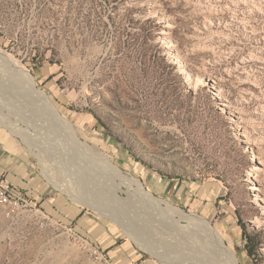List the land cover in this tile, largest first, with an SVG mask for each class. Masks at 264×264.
Here are the masks:
<instances>
[{
    "label": "rangeland",
    "instance_id": "obj_1",
    "mask_svg": "<svg viewBox=\"0 0 264 264\" xmlns=\"http://www.w3.org/2000/svg\"><path fill=\"white\" fill-rule=\"evenodd\" d=\"M0 24V49L71 123L0 56V164L28 200L0 205V264H204L208 243L150 231L122 175L264 264V0H0ZM40 155L138 230L75 201Z\"/></svg>",
    "mask_w": 264,
    "mask_h": 264
},
{
    "label": "bare ground",
    "instance_id": "obj_2",
    "mask_svg": "<svg viewBox=\"0 0 264 264\" xmlns=\"http://www.w3.org/2000/svg\"><path fill=\"white\" fill-rule=\"evenodd\" d=\"M0 56L4 60H6L7 63H11V65L19 73L20 77H22L23 80H25L26 82L29 83L31 90L39 97V99H41L42 101H44L45 105L47 106V110L49 111V113L51 114V116L53 118H55L58 122L62 123L63 125L65 124L67 126L68 125L71 126V123L57 110V108L52 103V101L50 100V98L48 97V95L43 90H40V89H37L36 88L35 81H34V77L32 76L31 72L28 69H26L24 66H22V65H20V64H18L16 62H14V60L9 55H7L5 52H3L1 49H0ZM0 121L2 122L3 120H1V118H0ZM12 123L14 125V122H12ZM8 124H11V122L9 121ZM16 127H17V124H16ZM16 127H14L11 131L20 134L24 138V140L26 141V143H28V144H30V143L31 144H35L40 149L43 150L42 145H41V142L38 141V140H36V137H35V135L32 132H30L28 129L26 131H23L22 132L21 130H18L17 129L19 126L17 128ZM40 157L45 162V165L43 166V168H44L43 169V173L45 174V176H47L49 178V180L52 181L56 186L60 187L64 192H66L68 195H70L75 201H77L79 203L89 204L90 206H93V207L95 206L96 209H99V208H103V210H106L107 209L106 212H109V211L112 212V210H110L109 208H107L110 205L107 206L106 209H104V207L106 205V202H105L106 200L105 201L103 200L105 198V196H106L105 194H104V198L103 199H98L96 197V194L93 192V188H84L83 187V183H84L83 181L84 180H83V177H81V174L79 173V169L77 170V168H76V169H74V171H72V174L74 176H72L73 178H69V180L67 182V181L62 180L63 177H64V175L62 173H59L58 171H56L55 169H53L54 166H51V164H48V160H47V157L46 156L43 158L40 155ZM111 169L112 170H116L121 175V171L118 169V167L116 165L111 164ZM70 176H71V174H70ZM83 176L85 177L86 175L83 174ZM121 177H122L121 178L122 179V182L124 184H126L128 186V188L129 187L130 188H133L134 191H140V192H143L144 191L148 195L149 199H147V202L145 203L146 205L144 204L146 210H144L145 211L144 212V215H143V213L141 215L144 218L147 219L146 223L149 225L150 231H153L154 233H157V231H159V228L160 229H163V230H165L167 232L168 235L170 234V236L173 237V240L172 241H175V243H178V242H176L174 235L172 236V234H174L175 231L178 232V233L179 232H182L180 234L183 237H185L186 240L187 239H190V240H187V241H189V243L190 242L193 243V244H194V242H197V243H208L210 245L211 249H212L210 255L209 254H206V252L204 250H202V249H201L202 250L201 252L198 251V254L199 253L201 254V256H199V257L201 259H203L204 264H240V262L238 261V257L236 255L234 249L231 246H229V245H227L225 243L224 238L220 235V233H218L216 231V229L212 225L211 221H209L208 219H206L204 217H201V216H199V215H197L195 213L194 214H187L182 209H178L176 207H172L169 204H167V206L165 208H163V206H162L163 201L161 199H159V198H155L151 192H149V191L146 192L144 190V187H143L142 183L139 180L130 178L129 176L128 177L127 176L124 177V175H122ZM87 179L88 178L86 177V181L85 182H88ZM85 184L87 185V183H85ZM104 190H106V189L104 188ZM144 192H143V194H145ZM113 199H115V198H113ZM102 201L105 202L104 207H103V204H102L103 202ZM143 203L140 204V205H143ZM148 203H150V204H148ZM117 210H118V208H117ZM140 211H142V210H140ZM118 212H120L121 215ZM146 212H148V214H146ZM122 214L123 213H122V211L120 209V211L118 210L117 212L116 211L112 212L111 213V216H113L114 217L113 219L114 220H117L124 227V229H126V231H130V230H132L134 232L137 231L138 229H133L132 225L130 224V219L129 218H126L125 215L123 214L124 217H125L124 218L122 216ZM171 215L172 216L178 215L180 218L177 219V221H172L171 220ZM137 216L140 217V214L137 215ZM184 219L192 227H188L187 226L186 229H183V227H185V225L182 226L181 224L180 225L178 224V222H180L181 220H184ZM140 220H142V219H140ZM198 224L200 225V227H202L205 230V234H204V232L202 233V230H201L200 227H198ZM193 226H194V228H193ZM197 227H198V230L199 231H196ZM188 228H190L189 229L190 232H189ZM147 231H149V230H147ZM163 233H165V232H163ZM132 235L135 236V234H132ZM143 237H144V235H143ZM143 237L141 235V237H140V240L141 241L144 240ZM183 237H182V240H183ZM176 239H177V237H176ZM185 239H184V241H185ZM168 240H169V238H168ZM170 243H173V245H174V242H170ZM189 243H187V245ZM193 244H191L190 248L192 247ZM200 245H202V244H200ZM168 246H170V245H168ZM204 246H205V244H204ZM175 247H177V246H175ZM185 247H187L186 244H185L184 248ZM201 247L204 248L203 246H201ZM179 248H177V249H179ZM153 249H154L155 253L158 250L157 249V246L153 247ZM170 249H173V248H170ZM160 252L161 253H158L159 255H161L162 253H164V252H162V250ZM187 255L188 254H186V256ZM162 256L165 257V258H167L166 261L168 259H171L172 258L170 255H168L166 257V255L163 254ZM210 257L211 258H214V259H212V261H211L210 260ZM189 260H191V259H189ZM172 261H170V262L172 263ZM207 261H209L210 263H205ZM194 262H195V260H194ZM174 263H176V262L174 261Z\"/></svg>",
    "mask_w": 264,
    "mask_h": 264
},
{
    "label": "built area",
    "instance_id": "obj_3",
    "mask_svg": "<svg viewBox=\"0 0 264 264\" xmlns=\"http://www.w3.org/2000/svg\"><path fill=\"white\" fill-rule=\"evenodd\" d=\"M1 27L0 24V29ZM0 205L12 208L28 205L26 193L5 173L0 174Z\"/></svg>",
    "mask_w": 264,
    "mask_h": 264
},
{
    "label": "crops",
    "instance_id": "obj_4",
    "mask_svg": "<svg viewBox=\"0 0 264 264\" xmlns=\"http://www.w3.org/2000/svg\"><path fill=\"white\" fill-rule=\"evenodd\" d=\"M5 169V165L4 164H0V173L4 172Z\"/></svg>",
    "mask_w": 264,
    "mask_h": 264
}]
</instances>
